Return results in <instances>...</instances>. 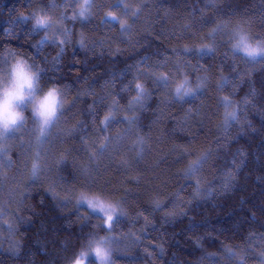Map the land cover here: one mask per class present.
Here are the masks:
<instances>
[{
    "label": "trees",
    "instance_id": "trees-1",
    "mask_svg": "<svg viewBox=\"0 0 264 264\" xmlns=\"http://www.w3.org/2000/svg\"><path fill=\"white\" fill-rule=\"evenodd\" d=\"M80 4L0 0V73L23 56L65 100L42 145L28 115L6 148L0 264H73L99 238L104 264H264V58L232 47L238 26L264 42V0Z\"/></svg>",
    "mask_w": 264,
    "mask_h": 264
},
{
    "label": "clouds",
    "instance_id": "clouds-1",
    "mask_svg": "<svg viewBox=\"0 0 264 264\" xmlns=\"http://www.w3.org/2000/svg\"><path fill=\"white\" fill-rule=\"evenodd\" d=\"M233 50L249 60L264 58V42L253 40L243 26L233 31ZM59 87H44L40 72L23 56L11 58L0 73V138L7 137L30 115L43 138L64 106ZM37 167L38 165L35 164Z\"/></svg>",
    "mask_w": 264,
    "mask_h": 264
},
{
    "label": "rangeland",
    "instance_id": "rangeland-1",
    "mask_svg": "<svg viewBox=\"0 0 264 264\" xmlns=\"http://www.w3.org/2000/svg\"><path fill=\"white\" fill-rule=\"evenodd\" d=\"M80 1H81V4L79 7V14L82 10V8H81L82 5L84 6V13L86 14V8L89 5L91 0H89V3H87V4H86V0H80ZM23 127L24 126L21 125V128H20V126L17 127L7 137L0 138V190L1 191L4 190L5 183H6L5 181L9 177L8 169L5 168V166H4V165H7V162H8V156L6 154L9 153V150H6V148H11L12 150H15L17 147L21 148V146H22L21 144H27V142H25V141L19 142L23 138V137L19 138L20 134L22 136L21 129ZM48 132L49 131H47L46 135L43 138H38L37 134H36V139L39 141L40 145L43 144L45 138L48 135ZM90 200H92V199H90ZM92 201H93V204L95 205V208L89 207L86 203H83V204L85 206H87L90 211L94 212L100 218L103 217L101 219L108 226L109 222L107 221V215L111 214V215H113V217H114V215H116V212L115 213L112 212V209L114 208V206L107 204L106 202H100V201L94 200V199ZM100 205L104 206V208H105L104 212L100 211ZM5 227L7 228V230L10 229L9 226H7V225H5ZM105 244H106V240H104L103 238H99V239L92 241L91 244L89 245V247L87 248V250L77 260V261H79V264H91V263L92 264H101L100 259L95 255V248L97 246H99V247L104 249ZM76 262H74L73 264H76Z\"/></svg>",
    "mask_w": 264,
    "mask_h": 264
},
{
    "label": "snow or ice",
    "instance_id": "snow-or-ice-1",
    "mask_svg": "<svg viewBox=\"0 0 264 264\" xmlns=\"http://www.w3.org/2000/svg\"><path fill=\"white\" fill-rule=\"evenodd\" d=\"M89 3V0H86V4ZM82 10L80 12L81 16H84V6H81ZM28 19V18H25ZM50 26V22L47 16H40V17H36V28L37 29H47V27ZM180 90L177 89V92H179ZM188 94V93H186ZM37 168V166L35 164H33V170L35 171ZM82 202L86 203L89 207L91 208H95V205L93 204L92 200H88L87 198H83ZM100 211L104 212L105 208L103 205H100ZM112 212L115 213L116 209H112ZM103 218V217H101ZM107 221L109 222V224H111V222H113V215L109 214L107 215ZM95 255L100 259L101 264H104L105 261L108 260V253L105 249L97 246L95 248ZM76 264H79V261L76 262Z\"/></svg>",
    "mask_w": 264,
    "mask_h": 264
},
{
    "label": "bare ground",
    "instance_id": "bare-ground-1",
    "mask_svg": "<svg viewBox=\"0 0 264 264\" xmlns=\"http://www.w3.org/2000/svg\"><path fill=\"white\" fill-rule=\"evenodd\" d=\"M31 144L34 145V146L39 144V141L36 139L35 135H34V137L31 140Z\"/></svg>",
    "mask_w": 264,
    "mask_h": 264
}]
</instances>
